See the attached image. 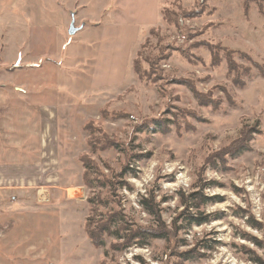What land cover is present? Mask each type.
<instances>
[{"label":"rangeland","instance_id":"rangeland-1","mask_svg":"<svg viewBox=\"0 0 264 264\" xmlns=\"http://www.w3.org/2000/svg\"><path fill=\"white\" fill-rule=\"evenodd\" d=\"M109 1L0 0V116L55 111L71 182L0 264H264V0Z\"/></svg>","mask_w":264,"mask_h":264},{"label":"crops","instance_id":"crops-1","mask_svg":"<svg viewBox=\"0 0 264 264\" xmlns=\"http://www.w3.org/2000/svg\"><path fill=\"white\" fill-rule=\"evenodd\" d=\"M95 1L94 7H97L98 0ZM164 1L157 0L156 8H149V13L161 14ZM114 25L105 19L99 28ZM117 30L115 35L109 34L113 35L109 42H119L121 31ZM126 33L129 37L134 31ZM55 116L57 113L46 107L20 104L6 107L0 116V246L7 244L11 252L26 243L21 239L25 235L23 231L30 230L29 234L39 231L31 223V213L44 217L47 231L55 227V206L50 204L49 196L71 183L65 179L61 164L62 120H56Z\"/></svg>","mask_w":264,"mask_h":264},{"label":"trees","instance_id":"trees-1","mask_svg":"<svg viewBox=\"0 0 264 264\" xmlns=\"http://www.w3.org/2000/svg\"><path fill=\"white\" fill-rule=\"evenodd\" d=\"M164 20L165 21H169V16H168V13H166V12H165V15H164ZM84 167L86 168V165ZM88 185H90V184H88ZM197 196H199V195L198 194H196V195L194 194L191 197L194 200L195 199H199L200 202L207 201L205 198H203L201 196H199V197H197ZM188 219H186V220L190 224L193 223V222L199 223V221H200V220L195 221V220H193L194 218H192L191 220L190 219L188 220ZM200 224H201V222H200ZM104 231H108V229H103L102 227L101 228L97 227L96 229H90V226H88L86 228V234H87L88 238L90 239V241H91V243L93 244L94 247H103V243H102V238L101 237H102V232H104ZM150 235H152V234H149V233L145 232V233L137 234V236L131 237L130 240L137 239L138 242H135V244L138 245V246H141V245H143V242L145 240L150 239V238L152 239V236H150ZM182 257H183V259L185 261L193 259L192 257H189V254L183 255Z\"/></svg>","mask_w":264,"mask_h":264},{"label":"water","instance_id":"water-1","mask_svg":"<svg viewBox=\"0 0 264 264\" xmlns=\"http://www.w3.org/2000/svg\"><path fill=\"white\" fill-rule=\"evenodd\" d=\"M76 29H73L72 27L70 28V30H69V35H74L75 33H76Z\"/></svg>","mask_w":264,"mask_h":264},{"label":"bare ground","instance_id":"bare-ground-1","mask_svg":"<svg viewBox=\"0 0 264 264\" xmlns=\"http://www.w3.org/2000/svg\"><path fill=\"white\" fill-rule=\"evenodd\" d=\"M42 194H43V193H41V194H40V196H41V197H40V199H41V200L43 199V198H42V197H43V195H42Z\"/></svg>","mask_w":264,"mask_h":264}]
</instances>
